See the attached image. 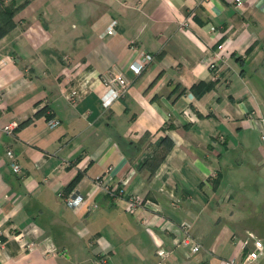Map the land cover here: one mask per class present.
<instances>
[{
	"label": "crops",
	"instance_id": "1",
	"mask_svg": "<svg viewBox=\"0 0 264 264\" xmlns=\"http://www.w3.org/2000/svg\"><path fill=\"white\" fill-rule=\"evenodd\" d=\"M13 21L0 37V264H158L160 244L167 264H218L245 230L264 264V0H27ZM141 51L152 58L134 75ZM79 64L130 85L108 106L100 83L71 104L61 88ZM198 81L211 86L195 96ZM152 152L148 176L138 164ZM77 172L72 190L89 197L72 209L57 193ZM115 184L148 204L125 210ZM183 220L195 252L173 244ZM30 227L23 251L8 234Z\"/></svg>",
	"mask_w": 264,
	"mask_h": 264
},
{
	"label": "built area",
	"instance_id": "2",
	"mask_svg": "<svg viewBox=\"0 0 264 264\" xmlns=\"http://www.w3.org/2000/svg\"><path fill=\"white\" fill-rule=\"evenodd\" d=\"M236 6H239L241 4V0H232ZM117 23V20L115 18H109L107 24L105 25L104 32L107 34H112L114 32V27ZM212 28V27H211ZM223 49V43H218L216 45V49L214 52V58L220 56L222 54ZM152 55L148 52L141 51L139 54V57L136 61L131 64V69L133 71V74L139 73L140 68H142L143 64L151 60ZM214 63L212 60L208 61V66L212 67ZM95 80H101V82L105 86V91L100 96L101 97V105L104 106L106 103H108L111 99L116 98L120 95H122L128 86V81L124 77V75L121 72H114L110 75H107L105 77H100L96 74L94 70H88L85 68L83 64H79L75 67V69L72 71L71 75L65 80L64 83H67L64 88V97L65 99L71 103L75 104L91 87L92 83ZM261 123L264 124V119H260ZM48 127H54L58 121L54 118H49L46 121ZM15 123L11 122L8 124H4L1 129L5 131H10V129L13 127ZM264 131V130H263ZM262 131V132H263ZM262 134V133H261ZM7 154L10 155V152L7 151ZM12 168L14 171L18 170V165L16 163H13ZM127 178H124L120 180L121 184H124L126 182ZM107 190V189H106ZM111 192H115L117 195H124L123 188L121 186H117L116 184L111 189ZM71 193H62L60 192L59 195L63 197V200L65 204L68 207H71L73 209L79 208L82 206V204L85 202L84 197L80 193H73L75 191L71 190ZM125 197V210L127 211H133L136 207V204H140L141 206L144 203L141 201L142 197L137 194H128L124 195ZM90 206L93 208L95 207V202L92 201L90 203ZM33 227L26 228V229H17L15 232H11L8 235L13 238L17 244L18 247L23 251H30L34 248L33 243L27 240L26 233L29 231H32ZM1 232V230H0ZM187 236V235H186ZM184 242H189V238H185L183 240ZM251 245L248 249L246 247L248 245ZM199 245L195 242H191L190 250L196 251L198 249ZM240 249L241 253L237 258L231 257L228 259L220 260L219 264H252L255 259L263 254V247L261 241L251 232L246 231L244 236L241 239L240 243ZM245 249V250H244ZM49 248H46V251H48ZM156 256L159 259L158 264H167L166 258L169 254V249L163 245H159L155 249Z\"/></svg>",
	"mask_w": 264,
	"mask_h": 264
},
{
	"label": "trees",
	"instance_id": "3",
	"mask_svg": "<svg viewBox=\"0 0 264 264\" xmlns=\"http://www.w3.org/2000/svg\"><path fill=\"white\" fill-rule=\"evenodd\" d=\"M26 2H27V0H23V1L19 2V3H15L13 0H8V1L0 0V37L3 34H5L9 29H11L13 27V25H14L13 14L19 8H21ZM210 86H211L210 82L204 83V82L198 81L196 84L191 85L189 87V89L191 90V92L195 96H199L203 91L207 90ZM115 139L119 143L122 152L126 156L131 155L126 150V148H124V146L122 145V143L120 141V137H116ZM164 141H165V137L161 138L160 142H164ZM137 142H139V141H137ZM137 142H135L136 145H138ZM125 143H129V142L126 141ZM155 145H158V144H155ZM162 145L164 146V148L166 150L169 147L168 143H163ZM133 146H135V145H133ZM161 158H162V153L161 152H157V153L156 152H152L150 155L146 154L141 159V161H139L138 165H139V167L142 166V167L146 168V170L148 172V176H150L153 173V170L155 169V167L157 166V164L159 163ZM79 176H80V173L77 172L66 183V185L63 188V192L64 193H67L68 191H70L72 189V187L77 182Z\"/></svg>",
	"mask_w": 264,
	"mask_h": 264
},
{
	"label": "rangeland",
	"instance_id": "4",
	"mask_svg": "<svg viewBox=\"0 0 264 264\" xmlns=\"http://www.w3.org/2000/svg\"><path fill=\"white\" fill-rule=\"evenodd\" d=\"M216 48V47H215ZM224 48V47H223ZM223 50V49H222ZM222 52V51H221ZM215 53L216 52H213V54L215 55ZM137 59H135V61H136ZM210 60H212V62L214 63L215 62V60L214 59H210ZM150 61V60H149ZM88 70H90V69H88ZM91 70H93V69H91ZM140 70H141V68H140ZM140 70H139V72H140ZM119 70H115V71H109V72H106V73H103V74H99L98 72H96V74L97 75H99V78L101 77H105V76H107V75H110V74H112V73H114V72H118ZM119 72H121V71H119ZM122 73V72H121ZM123 74V73H122ZM138 74V73H137ZM134 75H136V74H134ZM125 77V76H124ZM126 78V77H125ZM127 79V81H128V86H127V89H128V87H129V85H130V80L128 79V78H126ZM97 83H100L102 86H103V92L105 91V86H104V84L101 82V80H95L93 83H92V85H91V87H90V89L82 96V97H84L86 94H88L89 92H91L93 89H94V86L97 84ZM66 84L67 83H65V85L61 88V95L63 96V98L65 99V97H64V88H65V86H66ZM126 89V90H127ZM103 92L99 95V100H100V104H101V95L103 94ZM126 92V91H125ZM124 92V93H125ZM81 97V98H82ZM119 97V96H118ZM117 98V97H116ZM113 99H115V98H113ZM113 99H111L108 103H106V105H104V106H108L110 103H111V101L113 100ZM66 100V99H65ZM109 170H110V167L109 166H107L106 168H104L103 169V171L95 178V180L96 181H94V183L96 184V185H101V186H103L104 184H105V179H106V177L108 176V173H109ZM124 178H126V177H124ZM124 178H122V179H124ZM121 179V180H122ZM72 190V189H71ZM68 191L69 193H71L72 191ZM60 192H62V191H60ZM60 192H58L57 194L59 195V193ZM67 192V193H68ZM62 193H64V192H62ZM73 193H78V192H73ZM64 194H66V193H64ZM81 194V193H80ZM82 195V194H81ZM128 195V194H127ZM60 197H61V199H62V201H63V203L65 204V202H64V200H63V197L61 196V195H59ZM83 197H84V199H85V201L87 200V198L89 197H87V195H82ZM142 197V199H141V201H143L144 203H146V204H148V201L146 200V197L145 198H143V196H141ZM228 199H221V200H219L218 201V204H220L222 207L224 206V208H227V207H229L230 209H235L236 208V205L235 204H229L228 203V201H227ZM90 203H92V200H90L89 201V203H88V205L90 204ZM173 204V203H172ZM66 205V204H65ZM145 204H143L142 206H144ZM67 206V205H66ZM140 204H136V208L137 207H142ZM71 208V207H70ZM73 209V208H72ZM153 209H155V206H154V208ZM144 222V221H143ZM144 223H146V222H144ZM189 221L188 220H183V221H181L180 223H178V227H177V229L178 230H180V234H178L179 236H177V237H174L175 239H174V242H173V244L174 245H178V244H180V243H183V244H188L189 245V248H190V245H191V242H195V243H197L198 244V242H196L193 238H192V236L190 235V232H189ZM246 231H249V230H245V232ZM245 232H244V234H245ZM187 235V236H186ZM244 236V235H243ZM185 238H189V242H184L183 240L185 239ZM242 239V238H241ZM160 245H163V244H160ZM199 245V244H198ZM159 246V245H158ZM157 246V247H158ZM163 246H165V245H163ZM156 247V248H157ZM165 247H167V246H165ZM173 247V246H172ZM155 248V249H156ZM168 249H169V254H170V252H171V248L170 247H167ZM199 248V247H198ZM155 249H154V253H155ZM49 250H53V248L51 247V248H49ZM198 250V249H197ZM196 250V251H197ZM43 251H46V248H44L43 249ZM192 252H195V251H192ZM168 254V255H169ZM155 255H156V253H155ZM232 257V256H231ZM231 257H228V258H231ZM228 258H221V259H219V261H218V264H219V262H220V260H224V259H228ZM235 258H237V257H235ZM158 261H159V259H158ZM167 263V262H166Z\"/></svg>",
	"mask_w": 264,
	"mask_h": 264
}]
</instances>
